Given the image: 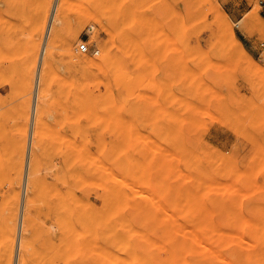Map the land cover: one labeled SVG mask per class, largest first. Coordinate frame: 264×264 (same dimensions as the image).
Here are the masks:
<instances>
[{"label": "rangeland", "instance_id": "obj_1", "mask_svg": "<svg viewBox=\"0 0 264 264\" xmlns=\"http://www.w3.org/2000/svg\"><path fill=\"white\" fill-rule=\"evenodd\" d=\"M0 264H264V0H0Z\"/></svg>", "mask_w": 264, "mask_h": 264}, {"label": "bare ground", "instance_id": "obj_2", "mask_svg": "<svg viewBox=\"0 0 264 264\" xmlns=\"http://www.w3.org/2000/svg\"><path fill=\"white\" fill-rule=\"evenodd\" d=\"M59 9H61L62 11V7H60ZM57 13L58 12V9L56 11ZM55 13V11H54ZM56 13V14H57ZM117 13V12H116ZM53 16H55V14H52ZM58 15V14H57ZM57 15L55 16L56 20H58L57 18ZM51 16V15H50ZM54 18V20H55ZM50 21V20H49ZM51 22H52V16H51ZM49 22V23H51ZM54 22H52L53 24ZM221 23L222 25L224 26V28L226 27V24L228 25V22L226 21V19L222 18L221 19ZM52 26V25H51ZM119 26V25H118ZM230 26V25H229ZM49 27V26H48ZM50 28V27H49ZM52 28V27H51ZM44 30V29H43ZM42 30V32H43ZM49 31V30H48ZM47 32V31H46ZM113 36V35H112ZM116 37V36H115ZM112 38V37H111ZM72 39V38H71ZM235 39V37L233 36L232 37V40ZM234 41V40H233ZM111 44V43H110ZM69 45H70V41H67V47L66 49H69ZM109 45V44H108ZM115 48V46H114ZM117 48V47H116ZM71 49V48H70ZM125 50V49H123ZM127 51V50H126ZM72 61L74 63H77L80 61V58L78 56H73L72 57ZM47 64V63H46ZM77 65V64H76ZM89 65L90 66H94L93 68L95 67H98L100 70H102V72L108 77V81L106 83V88L110 89V85H115V86H122L123 85V82H124V79L126 78L125 75L127 73V68H126V65H125V62H124V59L122 57V55L120 54H117V53H110V52H107L106 50H104L101 54L97 55V56H94V57H91L89 59ZM100 73V72H99ZM99 81V80H98ZM105 81V80H104ZM89 85V84H88ZM125 85V84H124ZM99 86V85H98ZM88 88V87H87ZM124 88V87H122ZM116 89V88H115ZM99 90V89H98ZM107 98V96H106ZM112 100V99H111ZM115 104V102L113 101H110L109 104L110 106ZM107 105V104H106ZM120 106V104H117ZM28 172V171H27ZM33 175V173H32ZM30 175V176H32ZM28 176V173L26 175V177H30ZM27 180V179H26ZM27 183V181H25ZM26 187V186H25ZM175 252V251H174ZM173 260V259H172ZM179 261V260H178ZM186 262V261H185ZM188 262H191V261H188ZM181 263V262H180ZM184 263V261H183Z\"/></svg>", "mask_w": 264, "mask_h": 264}, {"label": "built area", "instance_id": "obj_3", "mask_svg": "<svg viewBox=\"0 0 264 264\" xmlns=\"http://www.w3.org/2000/svg\"><path fill=\"white\" fill-rule=\"evenodd\" d=\"M77 49L80 52H87L88 51V46L86 45V43L81 42V43L78 44Z\"/></svg>", "mask_w": 264, "mask_h": 264}]
</instances>
